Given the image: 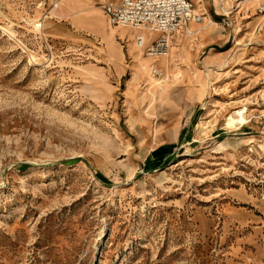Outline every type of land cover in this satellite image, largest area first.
Masks as SVG:
<instances>
[{"label": "rangeland", "instance_id": "obj_1", "mask_svg": "<svg viewBox=\"0 0 264 264\" xmlns=\"http://www.w3.org/2000/svg\"><path fill=\"white\" fill-rule=\"evenodd\" d=\"M111 1L0 0V264H264V0L161 58Z\"/></svg>", "mask_w": 264, "mask_h": 264}, {"label": "built area", "instance_id": "obj_2", "mask_svg": "<svg viewBox=\"0 0 264 264\" xmlns=\"http://www.w3.org/2000/svg\"><path fill=\"white\" fill-rule=\"evenodd\" d=\"M103 8L110 25L138 31L135 37L137 47L152 58L166 57L172 36L189 24L202 23L205 17L196 10L192 0H120L106 3ZM224 23L229 26L227 21ZM145 32L156 34V37L146 43ZM151 73L155 77L162 76L157 68Z\"/></svg>", "mask_w": 264, "mask_h": 264}, {"label": "bare ground", "instance_id": "obj_3", "mask_svg": "<svg viewBox=\"0 0 264 264\" xmlns=\"http://www.w3.org/2000/svg\"><path fill=\"white\" fill-rule=\"evenodd\" d=\"M204 21L206 22L205 24H210V23H212V21L207 17V16H205L204 17ZM204 29V28H203ZM122 30V29H121ZM188 31V30H187ZM189 32V31H188ZM108 35L110 36V37H113L114 36V32L112 31V30H108ZM190 33V32H189ZM120 34H122V31H120ZM193 34V33H192ZM136 33L134 34V35H130V36H128V38H129V40H128V44L130 45V48L132 49V51H134V50H136L137 49V45H136V41H135V37H136ZM140 59V58H139ZM163 60H165V62H163L164 64H167V62L166 61H168V59L167 58H164ZM144 63H142L143 62V60H142V62H140V67H141V69H143V70H145V69H147V68H149L148 66H149V64H150V62L149 61H147V60H145L144 59ZM154 61V60H153ZM139 62V61H138ZM149 63V64H148ZM139 65V64H138ZM146 65H147V67H146ZM142 71V70H141ZM163 90V89H162ZM168 98V97H167ZM184 99V98H183ZM175 100H177V98L175 99ZM169 107V106H168ZM171 108V107H170ZM244 112V110L243 109H237L236 111H235V116H233L232 114L227 118V120H226V126H230V125H232L233 123H235V122H241V121H243L242 120V118H241V116L240 117H238V115H241L242 113ZM239 118V119H238Z\"/></svg>", "mask_w": 264, "mask_h": 264}, {"label": "crops", "instance_id": "obj_4", "mask_svg": "<svg viewBox=\"0 0 264 264\" xmlns=\"http://www.w3.org/2000/svg\"><path fill=\"white\" fill-rule=\"evenodd\" d=\"M120 0H114V1H111V2H109V3H116V2H119ZM137 34L138 33V31H134L133 29H130V30H128V32L126 33L127 35H134V34ZM177 34V33H176ZM175 34V35H176ZM144 35H145V40H146V43H149L150 41H152L155 37H156V34H151V33H149V32H145L144 33ZM182 35V34H181ZM177 39V37L176 36H173L172 37V39H171V45H172V43L175 41ZM196 52H198V51H196ZM191 58V57H190ZM164 62V61H163ZM163 62L161 61V62H159V63H161V64H163ZM180 130H181V127H178L177 129H176V131H175V133L177 134V135H179L180 134ZM174 138V137H173Z\"/></svg>", "mask_w": 264, "mask_h": 264}]
</instances>
